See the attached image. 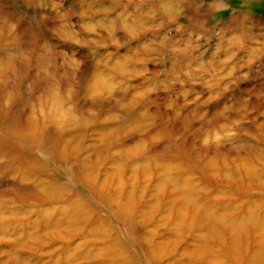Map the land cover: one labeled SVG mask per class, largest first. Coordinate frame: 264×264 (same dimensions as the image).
Wrapping results in <instances>:
<instances>
[{"label":"rangeland","instance_id":"1","mask_svg":"<svg viewBox=\"0 0 264 264\" xmlns=\"http://www.w3.org/2000/svg\"><path fill=\"white\" fill-rule=\"evenodd\" d=\"M0 140V264H264V0H0Z\"/></svg>","mask_w":264,"mask_h":264},{"label":"bare ground","instance_id":"2","mask_svg":"<svg viewBox=\"0 0 264 264\" xmlns=\"http://www.w3.org/2000/svg\"><path fill=\"white\" fill-rule=\"evenodd\" d=\"M57 106H58V104H57ZM60 108V107H59ZM59 108H57V109H59ZM21 113V112H20ZM28 118H30V117H28ZM0 148L2 149V147H4L5 149H7V150H9V151H11V150H14V151H17V152H19L18 151V149H16L15 148V146H14V144L13 143H11V142H3V141H1L0 140ZM182 193V192H181ZM190 194H191V192H190ZM194 199V201H196L195 200V198H193ZM198 203V202H197ZM197 205V204H196ZM209 217H212V216H209ZM218 218V217H217ZM242 224L241 223H237V226L238 227H240ZM243 228H244V226H243ZM242 228V229H243ZM235 229V228H234ZM237 229V228H236ZM235 231V230H234ZM261 252V251H260ZM259 253H258V251H257V255H258ZM256 255V256H257Z\"/></svg>","mask_w":264,"mask_h":264}]
</instances>
